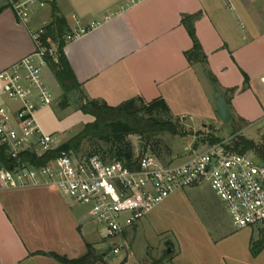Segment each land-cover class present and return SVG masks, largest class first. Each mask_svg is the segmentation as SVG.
<instances>
[{"label": "crops", "instance_id": "crops-1", "mask_svg": "<svg viewBox=\"0 0 264 264\" xmlns=\"http://www.w3.org/2000/svg\"><path fill=\"white\" fill-rule=\"evenodd\" d=\"M52 5L69 28L99 22L63 48L89 100L115 106L162 98L181 121H205L217 117L210 96L216 87L238 125L264 120V0H50L33 10L30 24L50 21ZM185 15H197L193 26L205 62L187 59L192 41L181 23ZM33 50L27 26L0 4V70ZM90 220L85 206L67 202L53 185L0 186V264H60L48 253L78 258L86 243L97 246ZM187 229L195 237L172 248L171 264L247 262L250 232Z\"/></svg>", "mask_w": 264, "mask_h": 264}, {"label": "built area", "instance_id": "built-area-1", "mask_svg": "<svg viewBox=\"0 0 264 264\" xmlns=\"http://www.w3.org/2000/svg\"><path fill=\"white\" fill-rule=\"evenodd\" d=\"M49 1L0 0L27 26L34 45L32 53L0 70V148L12 159L25 151L40 156L58 147L35 117L39 108L57 99L48 67L49 62H58L57 42L43 41L47 22L30 24L33 10ZM126 1L134 4L141 0ZM98 25L92 21L81 27L75 21L63 36L65 45ZM186 151L183 157L168 160L143 153L128 165L98 153L60 151L43 165L19 162L11 168L0 166V186L53 185L69 202L85 206L91 220L104 228L105 237L113 240L107 256L127 248L126 232L159 203L175 191L195 186L207 185L213 191L236 229L264 225L263 164L249 153L231 149L230 139L205 143L201 150L188 146Z\"/></svg>", "mask_w": 264, "mask_h": 264}, {"label": "rangeland", "instance_id": "rangeland-1", "mask_svg": "<svg viewBox=\"0 0 264 264\" xmlns=\"http://www.w3.org/2000/svg\"><path fill=\"white\" fill-rule=\"evenodd\" d=\"M44 22L48 23L49 20L46 19ZM49 80L51 88L57 94V102L39 108L35 117L42 130L51 135L59 146L74 137L86 123L93 120V117L83 113L80 109L87 98L81 97L78 93L64 94L55 84L52 74H49ZM220 93L222 94L221 91ZM212 95L213 106H215L214 90L213 93H210L211 97ZM170 115L180 118V116ZM151 116L161 121L168 119V116L162 113H153ZM184 122L178 119L179 126L202 134L181 136L165 133L155 137L147 146L145 153L155 155L162 160L183 157L188 153L185 147L196 144L197 149L201 150L206 143L202 142L206 139L207 133L221 140L230 139L231 141L236 135H242L256 143H264V120L246 128L238 125L233 119L222 122L218 117L191 122L188 116H185ZM204 123L206 126H203ZM187 124H194L197 129H193ZM127 140L131 144L134 157L138 156L144 146L143 140L137 135H130ZM107 148L108 146L102 142L88 141L84 142L80 151L75 154L102 153ZM151 148H154L155 152H152ZM249 154L252 155V153ZM57 194L69 202L58 189ZM142 219L135 230L125 234L127 248L121 249L108 261V264H152L153 260L160 259L164 260L162 264H171L175 252H172V248L168 244L170 243L172 247L176 248L178 242H187L188 239L195 237L194 234L187 231V228H232L238 234L239 232H250L249 245L251 239L256 240L258 238L257 228L236 229L232 225L226 208L207 185L173 192ZM89 226L96 230L91 234L92 241L96 240L97 243L95 251L97 253L105 252L113 240L105 237V231L101 225L90 220ZM211 235L214 236L215 234ZM114 243L118 244V241L115 240ZM168 248L171 249V253L167 258H163ZM247 254H249L247 262H242V264H264V248L257 258L250 256L249 250H247Z\"/></svg>", "mask_w": 264, "mask_h": 264}, {"label": "trees", "instance_id": "trees-1", "mask_svg": "<svg viewBox=\"0 0 264 264\" xmlns=\"http://www.w3.org/2000/svg\"><path fill=\"white\" fill-rule=\"evenodd\" d=\"M57 12V9L52 5L51 18L44 27L42 35L44 42L47 40L57 42L58 62H49V70L64 94L78 93L81 97L86 98L63 56V48L65 46L63 36L70 31V28L65 19ZM196 18L197 15H185L181 18V23L192 41V48L186 53V56L189 61L201 60L205 62V57L195 37L193 22ZM206 76L215 84L209 71H206ZM244 78L247 81L246 75H244ZM80 109L83 113L91 115L93 120L86 123L74 137L62 143L56 149L40 156L33 152L25 151L20 153L17 159H12L3 148H0V166L11 168L15 167L19 162L28 163L31 166L43 165L56 157L60 151L71 150L74 153H78L82 144L88 141L104 143L108 148L102 153H96L109 159H119L128 165L135 158L131 144L127 140L130 135H137L143 140L144 146L138 154V156H141L146 152L147 146L151 144L155 137L165 133L181 136L202 134L201 132H192L190 129L179 126L178 119L180 118L170 115L169 108L162 98L145 102L142 98L135 97L115 106L87 98V101L80 106ZM153 113L165 114L168 119L157 120L151 116ZM206 136L202 143L214 144L221 141V139L212 134L207 133ZM230 148L240 153H252L256 160L264 165V143H256L242 135H236L230 141ZM151 150L155 152L154 148H151ZM256 228L258 229V238L256 240L251 239L249 245V251L253 257H256L264 248V225ZM85 245V253L78 258L69 259L66 256L55 253H48V255L56 259L60 264H108L107 250L103 253H97L91 244L86 243ZM168 245L173 248L170 243ZM163 256V258H167L169 254L165 253ZM163 261V259L153 260L152 264H162Z\"/></svg>", "mask_w": 264, "mask_h": 264}, {"label": "water", "instance_id": "water-1", "mask_svg": "<svg viewBox=\"0 0 264 264\" xmlns=\"http://www.w3.org/2000/svg\"><path fill=\"white\" fill-rule=\"evenodd\" d=\"M214 92H215V106H216V114L217 117L222 121V122H227L230 117H231V113L228 109L227 103L225 101V99L223 98L222 94L220 93L218 88H214ZM107 251H110V247L107 248ZM167 253H171V249L168 248L167 249ZM113 254L110 253L107 256V260H111L113 258Z\"/></svg>", "mask_w": 264, "mask_h": 264}]
</instances>
